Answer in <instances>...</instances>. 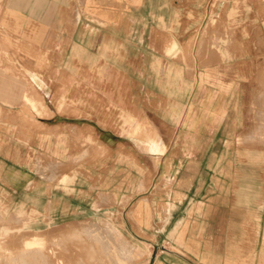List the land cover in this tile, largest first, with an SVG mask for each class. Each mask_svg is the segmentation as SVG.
<instances>
[{
  "label": "rangeland",
  "instance_id": "374dc122",
  "mask_svg": "<svg viewBox=\"0 0 264 264\" xmlns=\"http://www.w3.org/2000/svg\"><path fill=\"white\" fill-rule=\"evenodd\" d=\"M261 5L0 0V264H147L170 251L175 264H264ZM163 14L166 33L144 32ZM147 135L165 152H148ZM176 169L204 188L173 231ZM72 183L80 191L58 188L48 205ZM95 184L92 205L98 189L83 188Z\"/></svg>",
  "mask_w": 264,
  "mask_h": 264
},
{
  "label": "crops",
  "instance_id": "0c3cea01",
  "mask_svg": "<svg viewBox=\"0 0 264 264\" xmlns=\"http://www.w3.org/2000/svg\"><path fill=\"white\" fill-rule=\"evenodd\" d=\"M263 9H264V5H261L260 9H259L258 6H255L256 25L262 31L264 30V15H263V12H262ZM47 10H48V13H50V22H51L50 25H52L53 19H54V17H52V16H53V14L55 15V9H53V7H52V8H47ZM243 10H244V12H242L243 13V17H245V14L247 13V11H246L245 8ZM158 21H159V25L150 24L148 26V29H147V27L145 28L144 32L148 31L149 34H151V33L152 34L166 33L168 28L172 27V25H170V24L167 25L165 14H163L162 17L159 16ZM236 21L238 22L239 28L242 27L241 25H244L246 23L245 19L242 18L241 16ZM141 40H142V43H143V38ZM149 47H151V46H149ZM174 48H175V46L173 47V49ZM30 101L34 104V105H31L34 109H36L39 105H41L40 102H38V101H35V100H33L34 102L32 100H30ZM129 120L130 119H128L127 122ZM185 122L186 123L189 122V119H186ZM134 130H135V132H139V131L142 130V127L139 124H135ZM101 138L105 142H107L108 144H112L115 141V139L113 138V136L111 134L102 133L101 134ZM145 149L148 152L156 153V154L159 155V154H162V153L165 152L166 147H165V144L162 141L157 139V137L147 135L146 136V142H145ZM162 169H163V164H162V161H161V164H160V167H159L160 173H161ZM169 172H170V175L172 176L171 179H175L176 180V182H174V186H173L174 190H176V198L172 200L171 205H173V208L171 209V211L169 213V217H168V220H167V222L165 224V228L167 229L168 226H171L170 229H173V231H175V229H176L177 225L179 224V222L181 221V219H184L186 215L189 216L188 212L191 211L193 209V207L196 206L195 204L198 203V200H196L197 198L195 197V195L194 194L193 195L190 194L191 190L197 189V192H198V190H202L204 188V184L200 185V186L197 185L196 187H194V180H195L194 176H191V179H189L190 180L189 182H188V178H190V177L186 178V180H182L183 177L186 176V174H190V175L194 174L193 171H189V172H185L184 171V172H182L179 169H176L175 171L171 170ZM165 175H167L166 172H165ZM180 175H181L180 181L177 182V179H179L178 177ZM165 177H167V176H165ZM73 182H75V181H73ZM100 182L102 183L101 180H100ZM210 183H211V185L207 187L206 200H204L205 203H207L206 204V208H211L212 207V202H211V199H210V196H211L210 193L213 190L214 181L213 182L211 181ZM58 188H62V190L64 192L63 195L66 196L68 194V197H71L72 194H74L77 191H80L79 189H77L78 187L75 185V183H72L70 185L67 184V185H64V186L62 185V187H56L54 185L52 187V190L48 194V198H47L48 199V205H50L51 199L52 200L54 199L55 190L58 189ZM86 188L87 189H92L93 191H96V189H98V191H96V194L93 196V198H92V196L88 197V198H90L89 200H91V202H92L91 204L95 205V203L97 202V197H98L97 193L103 187L100 186V185H99V187H97V184H95L92 187L89 185V186H87V187H85L83 189L86 190ZM105 189H107L106 190L107 192H105V193L108 196H110L111 198H114V181L112 179L109 180L108 187H106ZM88 192H90V190ZM87 193H85V194H87ZM178 198H180V200H178ZM72 203L73 202H72V198H71V199H69L68 205H66V206H68V209H71V207H72L71 205H73ZM205 203L201 202L202 205H205ZM79 205L80 206H78L76 208H73L74 211H72V213L81 214V212H82V210H81L82 206L81 205H83L82 202H80ZM181 213H184L185 216L180 217ZM170 252L171 253H167L168 257H166V259H161L160 260V258L157 257L158 259L155 258V260H153L152 262H148L147 264H175L174 262L170 261L169 258L175 259V256H177V255H176L175 251H170ZM261 255H262V260H264V241H263V247H262Z\"/></svg>",
  "mask_w": 264,
  "mask_h": 264
},
{
  "label": "bare ground",
  "instance_id": "6f19581e",
  "mask_svg": "<svg viewBox=\"0 0 264 264\" xmlns=\"http://www.w3.org/2000/svg\"><path fill=\"white\" fill-rule=\"evenodd\" d=\"M27 99V98H26ZM30 101V100H29ZM31 102V101H30ZM40 244V241L36 238H32L30 240H26L25 241V245L26 246H33V245H39Z\"/></svg>",
  "mask_w": 264,
  "mask_h": 264
}]
</instances>
